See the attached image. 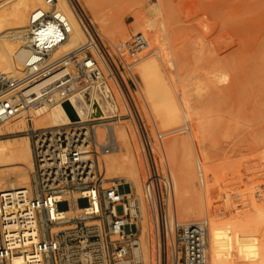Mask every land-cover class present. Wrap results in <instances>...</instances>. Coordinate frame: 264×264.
<instances>
[{
  "label": "built area",
  "instance_id": "built-area-1",
  "mask_svg": "<svg viewBox=\"0 0 264 264\" xmlns=\"http://www.w3.org/2000/svg\"><path fill=\"white\" fill-rule=\"evenodd\" d=\"M44 7L28 17V55L22 70L0 72V124L23 117L30 142L31 189L0 192V264H144L136 251L139 229L132 223L122 186H105L99 164L116 144L99 141L87 95L100 79L110 81L120 99V116L137 134L144 176L142 192L150 219L148 264H207L206 239L199 225L185 226L176 215L174 189L166 164L162 136L150 137L131 91L133 63L148 49L146 38L134 34L111 49L98 35L78 0H43ZM65 5V9L63 5ZM74 25L82 42L68 45ZM55 83L49 92L41 90ZM79 93L89 106V119L52 128H35L34 111L44 102L57 104ZM213 206L237 211L247 206L242 181L219 175ZM238 181V184H235ZM226 199H223L225 198ZM76 216H64L70 205ZM121 213H117V209ZM222 208V209H223ZM134 210L139 213L138 204ZM134 220L138 221L135 217Z\"/></svg>",
  "mask_w": 264,
  "mask_h": 264
},
{
  "label": "rangeland",
  "instance_id": "rangeland-1",
  "mask_svg": "<svg viewBox=\"0 0 264 264\" xmlns=\"http://www.w3.org/2000/svg\"><path fill=\"white\" fill-rule=\"evenodd\" d=\"M158 1L131 0L130 3L136 2L137 9L126 17L125 28L128 36L121 41L125 42L134 34H144L148 49L137 60L155 56L157 63L152 65L151 70L157 71L156 75L159 74L168 87L170 97L177 104L180 123L177 122L165 130L159 124L158 115L146 111L141 104L140 92L134 94L131 91V95L150 137L154 140L155 133L161 134L168 168L170 163L168 164L166 152L172 145L175 147L173 153L176 162L180 160L184 150L189 152L195 160L192 161L196 162L192 164L196 165L193 167L194 176L191 179L193 190L190 193L187 223L184 225L206 223L207 263L225 264L220 250L224 245L229 264H264V0H166L170 8L167 3L168 7L165 6L166 1L163 0L164 4ZM78 2L88 18L94 22V13H91L83 0ZM116 2L121 4L125 0H95V5L107 12L117 6ZM94 27L109 49L112 45L122 43L101 34L102 32ZM132 28L136 30L131 32V35L129 30L132 31ZM209 64L211 65L208 66ZM132 66V72L139 82V90L143 93L140 77L136 73L137 65L133 63ZM209 71L223 76L220 81L214 78L217 91L211 95H198L193 88L194 81L200 80L206 84V73ZM106 83L108 85L110 81ZM181 84L188 86L187 98L181 94ZM147 103L151 107L152 101L147 100ZM151 117L156 121L155 126ZM105 123L119 124L125 129L138 166L142 170L140 193L137 194L132 188L127 195L130 202L132 199L138 200L141 214H144L141 216H145L137 218L138 221L133 219L139 231L141 221L146 219L149 263L151 227L141 199L144 169L137 135L127 120H106ZM96 129L98 140L102 141L105 131L101 138V129ZM20 136L26 137L25 134H16L1 136L0 139ZM116 147L115 144L108 154H112ZM211 156L212 159L207 158ZM203 157H206L205 161ZM209 172L212 173L211 176L208 175ZM220 172L222 175L229 174L239 179L240 183L242 181L240 189L245 188L248 194L246 208L231 211L222 207L223 209L219 208L220 211H217L218 205L213 206L220 201V197L211 201L216 187L222 186V183H219ZM202 174H205L204 177ZM105 179L106 187L111 183L117 184L118 181L124 183L117 177L105 176ZM235 184H238V181H235ZM223 199H226V196ZM117 213H121L120 208ZM176 214L178 218V212ZM180 220L178 218L182 223ZM247 234L251 240L246 238ZM227 240L230 242L228 245L225 243ZM249 253H253V259L249 258Z\"/></svg>",
  "mask_w": 264,
  "mask_h": 264
},
{
  "label": "bare ground",
  "instance_id": "bare-ground-1",
  "mask_svg": "<svg viewBox=\"0 0 264 264\" xmlns=\"http://www.w3.org/2000/svg\"><path fill=\"white\" fill-rule=\"evenodd\" d=\"M83 1L85 2V5L88 6V8L92 11L91 13L92 14L94 13L95 20L92 23L94 24V26L98 28V30H100V32H102L101 34H104L105 36L109 38L115 39V41L116 40L121 41L122 39L128 36L126 32V28H125V19L129 14H131L134 10L137 9L135 6L137 5L136 2L130 3L131 0L130 1L125 0V2L121 4L116 2L117 6L115 8L112 6L113 7L112 10L103 12L102 9L98 8L95 5V0H83ZM164 1L159 0L158 2H162L164 4ZM166 3L167 1L165 2V6H166ZM62 5H63V8L65 9V5L64 4ZM41 7H44L43 0H0V72L1 73L17 74L22 70L24 61L28 55V52L26 48L24 47L28 17L34 10L41 8ZM163 8L164 10H166L165 7ZM170 10L171 9H169V11ZM165 13L167 14V10L165 11ZM171 23L173 24V21L170 22V25L172 27ZM132 29H133L132 31L131 29L129 30L130 34L131 32L136 30L135 28H132ZM139 34H142V33H139ZM142 35L144 36V34ZM82 40H83L82 33L78 30L76 25H74V34L71 37L68 45H77L79 42H82ZM116 45H112V46H116ZM154 63L155 64L157 63V60L154 55L151 58L149 56V58L145 57V58H142V60H139V61L136 60L134 62V64L137 65L136 73H138L140 77L139 81H141L142 83L141 84L142 86L140 87H143V90H142L143 93H141V91L139 90L140 89L139 82L136 79V75L132 72V69H131L133 80L136 85L133 93L135 94V93L140 92V96H141L140 101H141V104L146 109V111H152L155 115H158L159 124H161V126L165 130H168L173 125L177 124V122L180 123L181 117L179 114L177 104L170 97V92L168 90V87L164 84V80H162L159 74L156 75L157 71L151 70V67ZM210 65L211 64H209L208 66ZM208 68L209 67H207V69ZM209 69L211 70V68ZM206 74H207V79H205L207 80V82H205L206 84H204L200 80L194 81L193 88L195 90V93L197 92L198 95H201L203 93L211 95L212 93H214V91L216 90V87H215L216 85H214L216 84L215 83L216 81L214 82V78L217 81H220L223 77L222 74H218L215 71H209ZM109 84L107 85L105 79L102 78L100 79V81L96 83L95 87L92 90L87 92V95L90 97V99L93 102V107L99 112V114H97L96 116H91V119L94 118L96 119V121L97 120L106 121V120H110L113 117L120 116L119 114L120 113V108H119L120 99L118 95L116 94L115 88L112 86L111 83ZM54 85L55 83L47 85L41 90V92L51 91ZM187 87L184 84L180 85L181 94L185 98L188 97ZM147 100L152 101L151 107L148 106ZM88 113H89L88 104L86 103V101L84 100L81 94L76 93L72 95L70 98H68L67 100L62 101L57 104H49V103L44 102L39 107H37L36 110L34 111L32 122L35 128H52V127H57L60 125H66L68 123H71L74 117L78 121H86L89 119ZM151 119H152L153 125L155 126L156 121L154 120L153 117H151ZM27 126H28L27 120L23 117L17 118L16 120H13V121L2 123L0 124V137L7 136V135L9 136V135L22 134L27 129ZM96 128L101 129L100 130V132H102L100 133L101 138H102V134H104L103 132L105 131L103 138L108 136L112 138L117 145L116 150H114L112 154H108V155L105 154L102 156V158L104 157L105 158L104 159L101 158L99 168L102 174L104 175V179H105V176L111 177V178L117 177V179L118 178L122 179L124 181L123 183L124 185L122 184L121 181H118L117 185L123 187L124 193L127 196V198L129 196L127 195V192H129L132 188H134L137 191V194H139L140 193V188H139L140 187V172L142 170L138 166L136 155L132 148L131 141H130V138L127 132L119 124H114V123L104 124L103 122V123L97 124L94 127L97 138H98V134H97ZM136 140L138 141V139ZM183 141H184V138H183ZM174 149L175 147L172 145V147L168 148L166 152L168 156L167 159L169 160L168 164L170 163L168 170L170 169L169 173H170L172 183H173L176 212H178L179 214L178 218L181 219L180 220L182 222L181 224L184 225L185 222L187 223L186 217H187L188 208L190 207L189 200H191L190 193L193 190L191 179L194 176L193 167H196V165L195 166L192 165L194 163L192 159L194 160V158L189 152H186L185 150L183 151L180 160L176 162L175 160L176 156L173 153ZM139 153H140V150H139ZM205 158L203 161H205ZM207 158L212 159L213 157L211 156ZM32 172H33V158H32L30 142L27 136L0 139V192L3 190H14L19 187L31 189ZM211 174L212 173L208 175L211 176ZM203 175L205 174H202V176ZM141 199H142L145 211L147 213V217L149 220V226H150V219H149L148 211H147V208L144 202V197H143V192H142V184H141ZM128 200L130 199L128 198ZM135 203L138 204V200L132 199L131 202L129 201V206H128V208L130 209L131 221H133L132 223H135L133 220L135 217L136 218L145 217V216H141L144 214H141L142 211H140L139 206H138L139 215H137V213L134 210ZM79 213H80V207L76 206L75 204H71L70 209L68 211L63 212L62 214L64 216L70 217V216H76ZM145 220L146 219L144 218V220L141 221L140 223L141 229L139 231V248L136 251V253H138V256L141 257L144 264L145 263L147 264L149 244H148V239H147V235H148L147 227L148 226ZM199 226L203 228L204 234H205V230L207 227L206 223L200 224ZM246 238L251 240L249 238V235L246 236ZM140 240H141V243H140ZM225 243L226 245H228V243L230 242L229 240H227V242L225 241ZM226 245L225 247H227ZM222 246L223 247H220V250L222 252V260L225 264H229L227 253L225 254L226 249L224 248V245ZM230 247H231V244H230ZM230 247H228V249H231ZM231 251L233 252L234 249H232ZM251 254L249 255L250 257L249 256L248 257L249 258L252 257L253 259V256ZM205 258H206V263H207V245H206ZM252 259H249V260L251 261Z\"/></svg>",
  "mask_w": 264,
  "mask_h": 264
},
{
  "label": "water",
  "instance_id": "water-1",
  "mask_svg": "<svg viewBox=\"0 0 264 264\" xmlns=\"http://www.w3.org/2000/svg\"><path fill=\"white\" fill-rule=\"evenodd\" d=\"M97 114H99V112L95 108H93V110H92V116H96Z\"/></svg>",
  "mask_w": 264,
  "mask_h": 264
}]
</instances>
